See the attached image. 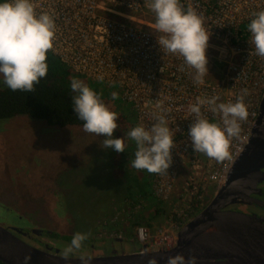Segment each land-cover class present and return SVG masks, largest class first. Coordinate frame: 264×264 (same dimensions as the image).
<instances>
[{"label": "built area", "instance_id": "2783aa9c", "mask_svg": "<svg viewBox=\"0 0 264 264\" xmlns=\"http://www.w3.org/2000/svg\"><path fill=\"white\" fill-rule=\"evenodd\" d=\"M33 2L37 12L49 13L57 25L54 47L49 52L72 72L118 93V99L134 116V126L150 127L155 114L170 116L174 149L168 173L139 171L148 177L154 198L168 204L173 212L167 217L169 221L181 227L192 217L191 212L202 196L214 193L223 182L256 119L264 89V58L255 55L247 24L252 12L264 9V0H180L185 8L193 7L203 15L204 26L210 33L206 51L209 72L199 85L193 81L192 70L183 58L163 51L158 44L163 34L148 20L155 16L150 8L152 0ZM245 88L248 117L241 123L239 138L232 142L233 159L218 163L194 152L187 135L191 122L189 106L197 97L213 95L220 98L218 102L234 101ZM202 112L211 121L219 122L220 117L209 112L207 106ZM177 180L178 189L173 197ZM147 233L146 227L133 232L147 250L167 249L174 244L175 239L161 236L156 240ZM153 244L156 246L152 247Z\"/></svg>", "mask_w": 264, "mask_h": 264}, {"label": "clouds", "instance_id": "9594fccd", "mask_svg": "<svg viewBox=\"0 0 264 264\" xmlns=\"http://www.w3.org/2000/svg\"><path fill=\"white\" fill-rule=\"evenodd\" d=\"M150 8L155 13L156 30L163 34L158 39L161 49L181 56L192 70L193 81L198 85L203 83L209 72L206 51L210 36L203 15L193 7L185 8L180 0H152ZM56 29L54 17L37 12L33 0H0V78L7 88L27 93L35 91V85L47 76V56L54 47ZM247 30L255 55L264 58V9L250 14ZM70 88L74 93L72 111L83 122L84 132L104 137L103 148L116 152H125L126 141H134L133 168L149 174L168 173L173 162L174 134L167 113L155 114L152 119L155 122L150 127L139 124L114 137V131L120 128L119 114L102 99V93L75 77ZM247 95L248 90L241 89L235 100L227 103L218 102L220 98L216 95L197 97L188 109L191 122L187 135L194 152L203 153L218 163L233 159L232 142L239 138L241 123L248 117ZM111 97L118 99V93L113 92ZM204 106L220 117L219 122L211 121L202 112ZM89 236L90 233H74L63 249L62 258L69 260ZM79 260L80 264H91L89 256L81 255ZM148 264H157V259L150 258ZM165 264H197V257L178 252L168 256Z\"/></svg>", "mask_w": 264, "mask_h": 264}, {"label": "rangeland", "instance_id": "374dc122", "mask_svg": "<svg viewBox=\"0 0 264 264\" xmlns=\"http://www.w3.org/2000/svg\"><path fill=\"white\" fill-rule=\"evenodd\" d=\"M148 20L155 23V16H149ZM112 103L119 117H123L122 121L118 122L119 125L134 123V116L124 102L112 99ZM124 133L123 127H120L114 131L113 136L120 137ZM103 139L104 137L84 132L82 126L49 125L42 120L26 116L0 120V173L5 164L4 176L11 181L8 183H13L15 176L36 198L33 202L31 200V205L33 203L36 207L34 212L37 213L36 217L32 218L33 223L50 229L49 225L44 223L51 219L58 223V231H61L59 224L62 204L64 205V213L70 220V233L68 237L63 238H66L68 243L76 232L90 233L89 237H96L100 233L99 226L95 224L96 219L112 218L115 215L118 219L126 220L129 214L116 210L122 208L119 204H122L123 198L121 201L119 198L123 193L130 191L131 186L137 184L143 190L149 189L145 178H141L137 169L131 166L135 158V142L126 141L125 152H116L111 148L104 149ZM116 160H122L123 167ZM111 161L115 168H112ZM116 164L122 167V172L116 168ZM113 181H116L117 185L115 191ZM178 183L179 180L174 183L173 192L178 189ZM4 189L10 190L9 187ZM212 195L211 192L203 195L201 202L207 203ZM107 199L108 203H105ZM38 201L45 203L42 208L48 209V216L44 214L45 210L41 209ZM164 205L166 207L167 204ZM163 209V212L152 219V230L146 227L150 234L147 235L156 240L166 236L172 241L178 227L167 218L170 209ZM105 211L109 214H104ZM176 213L178 214L179 210H176ZM9 215L0 205V219ZM14 223L24 226L20 220H14ZM101 228L104 229V225ZM130 231L125 229V234L128 235ZM81 250H84V247Z\"/></svg>", "mask_w": 264, "mask_h": 264}, {"label": "water", "instance_id": "95a60500", "mask_svg": "<svg viewBox=\"0 0 264 264\" xmlns=\"http://www.w3.org/2000/svg\"><path fill=\"white\" fill-rule=\"evenodd\" d=\"M263 166L264 92L243 149L206 205L177 229L171 247L147 250L142 244L127 253L112 250L107 255L90 256L91 264H148L152 257L157 264H165L168 256L178 252L196 256L197 264H264L263 218L227 208L251 200L248 195L263 178ZM0 263L80 264V260H65L56 253L34 248L0 226Z\"/></svg>", "mask_w": 264, "mask_h": 264}, {"label": "trees", "instance_id": "16d2710c", "mask_svg": "<svg viewBox=\"0 0 264 264\" xmlns=\"http://www.w3.org/2000/svg\"><path fill=\"white\" fill-rule=\"evenodd\" d=\"M47 62V76L41 79L39 84L35 85V91L32 93L12 91L6 85L0 84V120L16 116H27L42 120L49 125L61 127L82 126L83 122L72 111L71 97L74 93L71 91L70 82L73 77L85 81L97 92L102 93V99L116 111L111 97V92H115L114 90L104 89L101 85L91 82L85 76L72 72L56 55L50 52L47 56ZM122 119L123 117L120 116L118 122L122 121ZM120 127H123L126 133L134 125L126 123L123 126L120 125ZM138 173H140L141 178H145V183L148 184L149 189L143 190L137 184V186H131L130 191L127 189L128 191L123 193L119 198V201L123 198L122 204H119L122 208H117L116 210H121L124 214L128 213L129 215L126 220L118 219L115 215L112 218H107L112 221V225L106 227L107 233L120 231L122 229V221L128 222L132 232L138 227H147L152 230V219L164 211L165 205L158 202L151 193L148 177L142 172L138 171ZM174 194L173 192V197ZM107 201L108 199L105 200V202ZM205 205L206 202L198 203L197 207L191 212V216L195 215ZM168 207L167 204L166 208ZM169 212L171 213L170 210ZM104 214L109 213L105 211ZM123 224L125 223L123 222Z\"/></svg>", "mask_w": 264, "mask_h": 264}, {"label": "flooded vegetation", "instance_id": "af4514ba", "mask_svg": "<svg viewBox=\"0 0 264 264\" xmlns=\"http://www.w3.org/2000/svg\"><path fill=\"white\" fill-rule=\"evenodd\" d=\"M0 83L3 84L2 78H0ZM116 161L123 167L122 160ZM111 162L112 168H115V164H113V161ZM3 165L5 166V164ZM4 166L0 173V205L3 207V211L8 212L10 215L8 216L9 218L5 216H2L3 218L1 217L0 226L6 228L17 238L34 248L42 251H48L49 253H56L62 256L63 249L68 244L66 238L63 237H68V234L70 233L68 232L70 220L64 213V205L62 204V209L60 207L62 211L61 222L59 224V226L61 227V231H58V223L54 222L51 219L50 221L48 220V222L46 220L44 223L48 224L50 229L33 223L32 218L36 217L37 213L34 212L36 207L33 203L31 205V200L33 202V199L36 200V198L32 196V192L25 187V184L19 181V179H17L15 176L14 180H12L13 183H10V178L4 176V173L6 172ZM116 166V168H118L122 172V167L118 164H116ZM260 173L263 175V178H261L256 183L255 191L248 195L249 199L251 200L233 203L228 205L227 208L246 214L261 216L263 218L262 223L264 226V166L260 168ZM8 181L10 182L8 183ZM113 182L115 185V191L117 185L116 181ZM4 187H9L10 190H5ZM39 203L41 205V209L45 210L46 212H44V214L48 216V209L42 208V205H44L45 203ZM105 203H108V201ZM14 220L22 221L24 223V226L15 224ZM95 224L99 226L100 233L97 234L96 237H89L88 240L85 241V245L81 247H84V250L80 249L76 251L72 257H80L81 255H86L89 257L96 255H107L112 250H114L118 254L127 253L132 250L139 249L143 244L135 239V237L133 236L132 228L128 224L122 223V229L117 233L106 232V227L112 225V221L107 218L96 219ZM103 225L104 229L101 228ZM127 228L131 230L128 235L125 234V229Z\"/></svg>", "mask_w": 264, "mask_h": 264}]
</instances>
